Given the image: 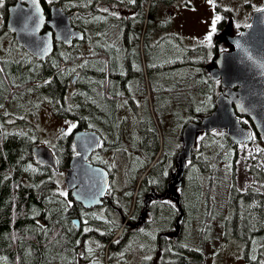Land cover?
Returning a JSON list of instances; mask_svg holds the SVG:
<instances>
[{
	"label": "trees",
	"instance_id": "trees-1",
	"mask_svg": "<svg viewBox=\"0 0 264 264\" xmlns=\"http://www.w3.org/2000/svg\"><path fill=\"white\" fill-rule=\"evenodd\" d=\"M52 1L66 12L77 11V0ZM148 1L143 0L147 4ZM158 2L167 3V0H153L152 11ZM72 24L77 27V16ZM171 48L169 46L167 58L176 50L174 46ZM16 49L9 47L5 51L0 46V124L3 126L0 129V264H126L123 255L130 251L125 242V232L129 229L124 230L123 225L131 212L136 191L126 197L128 201L116 199L115 208L113 206L119 212L116 225L105 224L95 214L88 220L71 194L60 195L66 192L62 174L76 155L73 136L62 135L58 141L53 152L59 165L54 171L40 165L34 157L33 150L39 144L38 132L6 127L8 118L13 120V125L23 127L26 121L38 119L42 108L50 105L57 117L74 121L77 130L108 132L118 126L120 129L123 120L117 114L119 103H108L106 99L114 96V90L100 87L97 80L83 82L77 72L76 48H59L45 63L30 58L32 63L27 69L22 65L24 59L16 55ZM170 74L174 79V74ZM161 90L159 100L155 98L154 110L163 132L164 122L172 125L178 117L182 128L189 121L199 123L210 116L216 109L215 103L209 114H203L198 105L203 103L208 92L214 91L216 98L222 92L214 83L206 84L204 79L198 81V78L195 84L188 79L177 89L166 81ZM141 93L146 95L147 91L144 89ZM99 94L105 95L101 109L95 102ZM148 122L154 124L157 133L149 109L143 126L147 127ZM242 123L248 122L242 120ZM164 138L163 146L167 148L168 136ZM149 141L154 148L160 143L158 137H150ZM240 147L224 132L204 134L199 138L194 158L197 166L189 168L181 194L182 208L187 210L186 222L179 224L177 248L173 246L174 239L161 238L158 264H206V243L219 241L216 229L224 232L226 212L231 207L236 209L237 198L244 201L243 228L249 232H254L255 227L262 229L263 197L258 196L252 185L245 190L238 189L236 179L239 160L243 158L246 171L253 175L260 155L259 152L249 155ZM233 166L232 182L229 174ZM141 198L139 195V207ZM194 212L197 214L192 216ZM79 218L81 227L74 224ZM176 220L179 219L169 214L164 223L165 229L175 235ZM194 222L203 228L186 233ZM85 228L91 231L85 232ZM261 231L264 227L259 233ZM197 237L201 242L200 253L193 249Z\"/></svg>",
	"mask_w": 264,
	"mask_h": 264
},
{
	"label": "flooded vegetation",
	"instance_id": "flooded-vegetation-1",
	"mask_svg": "<svg viewBox=\"0 0 264 264\" xmlns=\"http://www.w3.org/2000/svg\"><path fill=\"white\" fill-rule=\"evenodd\" d=\"M41 2L48 18H50L52 7L60 6L53 1L49 3L48 0H41ZM185 2L189 5V9L194 8L188 0L158 2L154 11H152L153 0H149L148 4L143 0H136L134 4L129 3L128 0H77V11L73 13L77 16L78 24L74 28L80 31L82 39L76 41L71 48L58 42L55 45V51L59 48H76L77 72L83 82L93 79L99 82L100 87L113 89L114 96H108L107 102L119 103L120 106L117 112L121 121L123 120L120 129L118 126V129H110L108 132L93 131L99 136L100 144L98 150L88 160L91 165L104 169L109 175L110 184L104 203L93 209H86L82 204H77L85 211L86 219L91 220L95 214L98 220L105 224L116 225L115 218L119 213L114 209L116 199L127 200L126 197H131L134 190L136 191L131 212L123 225L124 230L129 229L125 232V242L130 251L123 255L127 262L133 252V257H136L141 264H158L156 260L159 258V243L163 236H167L168 241L174 239V247L178 244L179 235L165 229V218L169 214L176 216V219H179L178 222L176 220V226L186 222L187 210L182 208L181 194L184 191L183 186L186 184L189 168L197 166L194 158H196L198 140L202 137L201 134L198 136L196 148L193 149L191 158L187 161L182 186L177 187L173 192L172 180L179 167L177 160L185 146L183 132L192 122H187L181 128L178 117L172 125L164 122L165 131L163 132L154 110L155 98L159 100L162 95L161 89L164 88L166 81L177 89L181 84H186L188 79L191 84H195L196 78L198 81L204 79L206 84L214 83L222 90L219 96L225 93L222 81H214L211 71L216 68V61L221 53L234 51L229 38L236 36H230L225 32L226 19L222 18V21L217 24L211 47L188 46L203 42L204 39L190 44L184 35L174 31L173 20L165 17L164 14L169 6L181 8V3L186 5ZM17 4L18 0H4L3 5L0 6V46L3 41H9L13 49L17 48L16 55L24 59L22 65L24 69H27L32 63L30 58L36 59L17 44L15 35L8 29L10 10ZM23 5L28 7L26 3ZM102 9H108V11L105 12ZM170 15H175V12L170 11ZM169 46L170 49L174 46L176 50L167 58ZM211 49L217 51L213 61L208 59ZM170 72L174 74V79ZM101 80L104 82L102 83ZM144 89L147 91L146 95L141 93ZM120 94L122 96L118 98ZM104 97L105 95L100 94L96 97L95 102L100 109ZM148 109L158 129H156L157 133L152 122H148L147 127L142 124L148 115ZM177 114L179 115V111ZM64 131L61 136L64 135ZM76 131L78 130L74 128L68 135L74 137ZM216 132L226 133V131ZM165 136H168L167 148L163 146ZM150 137L159 138L158 147L154 148L151 145ZM259 140L263 147H259L260 161H256L254 165L253 183L245 188L252 185L258 196L263 197L264 200V141L260 138ZM236 146L245 148L244 144ZM68 169L64 172L65 178ZM164 172L168 175L164 176ZM64 186L66 193L72 196L65 185V179ZM139 195L142 196L140 207L137 203ZM177 197L180 198V204ZM168 202L175 204L176 207H171ZM262 206L264 207V202ZM182 213L184 219L180 221ZM77 220L81 227V219ZM263 227L264 219L260 230H263ZM177 230L176 228V233Z\"/></svg>",
	"mask_w": 264,
	"mask_h": 264
},
{
	"label": "water",
	"instance_id": "water-1",
	"mask_svg": "<svg viewBox=\"0 0 264 264\" xmlns=\"http://www.w3.org/2000/svg\"><path fill=\"white\" fill-rule=\"evenodd\" d=\"M24 3L28 7H24ZM75 15L54 5L48 18L41 0H36V3L33 0H18V4L10 10L8 29L21 48L38 62L45 63L54 54L56 42L71 48L82 39V34L72 24ZM46 28L48 30L45 31ZM229 40L234 51L221 53L216 68L211 71L214 81H222L225 93L217 98L216 109L210 116L185 127V146L177 160L179 167L172 180L173 192L182 186L187 161L196 148L200 134L226 131L236 145L253 143L256 136L264 141V12H255L251 25ZM242 118H247L252 128L244 125ZM73 139L79 155L71 161L65 185L74 201L86 209L102 206L110 178L104 169L88 162L99 148V136L93 131L78 130ZM33 154L40 165L58 170V159L48 147L36 146ZM177 199L180 204V198ZM183 219L182 213L180 220ZM74 224L79 227V220H74Z\"/></svg>",
	"mask_w": 264,
	"mask_h": 264
},
{
	"label": "rangeland",
	"instance_id": "rangeland-1",
	"mask_svg": "<svg viewBox=\"0 0 264 264\" xmlns=\"http://www.w3.org/2000/svg\"><path fill=\"white\" fill-rule=\"evenodd\" d=\"M189 5H182L181 8L169 6L164 11L165 17L171 18L174 23V31L180 33L186 37L191 44L194 41H200L205 38V35L209 31L211 20L215 15H220L222 18H226L225 32L230 36H238L244 28H248L251 25V18L258 9H264V0H213L215 8L208 3V0H188ZM170 11L175 12V15L171 16ZM226 11V12H224ZM222 19L219 21L221 22ZM218 22V23H219ZM208 46L206 43H198L188 46ZM10 46L9 41H3L2 49L7 50ZM209 47V46H208ZM217 51L209 50L208 59L213 61ZM216 94L214 91H210L203 98V103L199 104V108L203 114H209L215 103ZM242 120L247 121V127H251L249 121L245 118ZM67 122L74 123V121L61 119L54 113L53 108L50 105H45L39 113L38 119L34 118L30 121H26L23 127L19 128V124L13 125V120L8 118L6 123L7 128H17L24 130H35L39 134V146H46L54 151L58 144V141L63 134V131L67 129ZM75 124V123H74ZM3 126L0 124V129ZM64 131V132H65ZM261 140L257 139L253 143L249 144L245 150L249 155L252 152H259L262 144ZM263 148V147H262ZM239 160V166L236 171V179L238 181V189L245 190V187L253 183V175L246 171L244 160ZM234 166L231 168L229 174L231 181L234 180ZM61 176L59 175V179ZM63 186L65 175L62 174ZM254 188V187H253ZM65 189V186H64ZM236 209H229L226 213V226L224 232L221 229H216L217 237L219 241L209 240L206 243V264H264V231L259 233L261 227H255L254 232H249L243 228L242 222L245 218L244 215V201L241 198L235 200ZM238 215H237V212ZM197 213H192L195 216ZM235 218H238L235 220ZM202 225L198 222H194L187 228L186 233H191L195 230H201ZM207 231V230H206ZM259 233V234H258ZM213 233H211V236ZM214 237V236H213ZM195 246V247H194ZM193 249L198 251L201 246L199 237H197L194 243ZM132 253L126 264H141L138 259L133 257ZM132 257V258H131ZM143 264V263H142Z\"/></svg>",
	"mask_w": 264,
	"mask_h": 264
},
{
	"label": "snow or ice",
	"instance_id": "snow-or-ice-1",
	"mask_svg": "<svg viewBox=\"0 0 264 264\" xmlns=\"http://www.w3.org/2000/svg\"><path fill=\"white\" fill-rule=\"evenodd\" d=\"M33 2L36 3V0H33ZM48 2L51 3L52 0H48ZM128 2L134 4L136 2V0H128ZM208 3L211 4L213 6V8H215V4H214L213 0H208ZM2 5H3V0H0V6H2ZM102 11L107 12L108 9H102ZM258 11L264 12V9H258ZM112 15H117V14L116 13H112ZM221 19H222V17L220 15H215L214 16V18L211 20V24H210V27H209V31L205 35L204 41L202 43H206L209 47L212 46L213 36L216 33V31H217V24H218V22ZM66 123L68 124V127H67L66 131L64 132V135L70 134L72 132V129H74L76 127V124H74V123L67 122V121H66ZM73 150H75V145H73ZM76 155H79V153H76ZM163 175L164 176H167L168 173L167 172H164ZM101 194H103V192H101ZM60 195L67 197L68 193L61 192ZM168 203L171 205V207H173V208L176 207L175 204H173L171 202H168ZM69 206H71V205L69 204ZM84 223L87 224V221H84ZM84 231L85 232L91 231V229L85 228ZM118 242L119 241H117V243ZM77 243H79V241ZM89 251H91V249H89ZM148 259H150V257Z\"/></svg>",
	"mask_w": 264,
	"mask_h": 264
},
{
	"label": "bare ground",
	"instance_id": "bare-ground-1",
	"mask_svg": "<svg viewBox=\"0 0 264 264\" xmlns=\"http://www.w3.org/2000/svg\"><path fill=\"white\" fill-rule=\"evenodd\" d=\"M66 71V70H65Z\"/></svg>",
	"mask_w": 264,
	"mask_h": 264
}]
</instances>
